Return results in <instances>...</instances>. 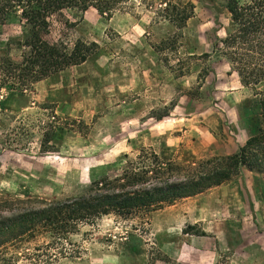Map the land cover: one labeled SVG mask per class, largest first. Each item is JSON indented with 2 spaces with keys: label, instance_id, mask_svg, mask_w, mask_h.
<instances>
[{
  "label": "rangeland",
  "instance_id": "374dc122",
  "mask_svg": "<svg viewBox=\"0 0 264 264\" xmlns=\"http://www.w3.org/2000/svg\"><path fill=\"white\" fill-rule=\"evenodd\" d=\"M166 3L193 7L183 28L164 18ZM114 8L52 15L43 37L68 50L92 45L91 54L0 107V202L81 196L120 177L143 150L178 166L230 156L264 128V91L242 86L214 52L234 30L225 0H118ZM27 35L10 14L0 56L20 61ZM250 172L146 217L82 226L73 241L86 252L57 264H264V173Z\"/></svg>",
  "mask_w": 264,
  "mask_h": 264
},
{
  "label": "trees",
  "instance_id": "16d2710c",
  "mask_svg": "<svg viewBox=\"0 0 264 264\" xmlns=\"http://www.w3.org/2000/svg\"><path fill=\"white\" fill-rule=\"evenodd\" d=\"M118 0H0V26L18 14L28 28L19 43L20 61L0 56V107L8 96H23L32 85L68 67L83 63L91 46L77 42L71 50L43 37L51 17L65 9L98 14L115 11ZM234 30L214 47L244 87L264 81V0H225ZM166 3L164 18L183 28L193 7ZM69 24L68 21L65 23ZM53 116V122L56 123ZM53 128V127H52ZM45 135L42 152L51 141ZM242 168L264 173V128L249 138L237 153L213 157L187 166L164 163L147 150L129 161L121 176L103 179L88 193L72 199H8L0 202V262L2 264H57L81 259L82 242L73 241L82 226L104 216L146 217L176 200L200 195L231 181ZM85 236H88V234Z\"/></svg>",
  "mask_w": 264,
  "mask_h": 264
},
{
  "label": "crops",
  "instance_id": "0c3cea01",
  "mask_svg": "<svg viewBox=\"0 0 264 264\" xmlns=\"http://www.w3.org/2000/svg\"><path fill=\"white\" fill-rule=\"evenodd\" d=\"M255 88H258L257 90H262L264 91V81L258 83L257 85L254 86ZM234 144V142L232 143ZM241 145L236 146V150L240 147ZM251 174H253L252 172H250ZM203 194V193H202Z\"/></svg>",
  "mask_w": 264,
  "mask_h": 264
}]
</instances>
